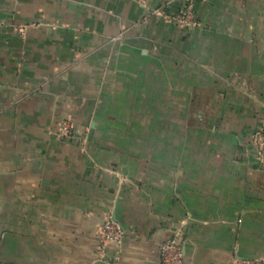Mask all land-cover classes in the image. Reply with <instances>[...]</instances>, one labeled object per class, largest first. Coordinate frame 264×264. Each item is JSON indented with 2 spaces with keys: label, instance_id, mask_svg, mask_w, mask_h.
<instances>
[{
  "label": "crops",
  "instance_id": "1",
  "mask_svg": "<svg viewBox=\"0 0 264 264\" xmlns=\"http://www.w3.org/2000/svg\"><path fill=\"white\" fill-rule=\"evenodd\" d=\"M259 129L264 0H0V264H264Z\"/></svg>",
  "mask_w": 264,
  "mask_h": 264
},
{
  "label": "built area",
  "instance_id": "2",
  "mask_svg": "<svg viewBox=\"0 0 264 264\" xmlns=\"http://www.w3.org/2000/svg\"><path fill=\"white\" fill-rule=\"evenodd\" d=\"M153 14L161 15L181 27H192L198 24L195 14V5L192 1H187L183 7L175 14L167 13L166 11L154 10ZM61 136L69 137L80 145L85 143L82 134H78L74 124L65 119L61 124ZM254 144L258 159L264 156V129H259L254 136ZM100 243L98 244L97 253L103 256L105 246L108 243L120 244L125 237V230L120 223L112 217H108L102 224L100 231ZM160 264H186L182 255L181 232L176 230L173 234L164 240L159 250ZM242 264H253L250 260H242Z\"/></svg>",
  "mask_w": 264,
  "mask_h": 264
},
{
  "label": "rangeland",
  "instance_id": "3",
  "mask_svg": "<svg viewBox=\"0 0 264 264\" xmlns=\"http://www.w3.org/2000/svg\"><path fill=\"white\" fill-rule=\"evenodd\" d=\"M65 119H62V120H60L59 122H58V133H59V135H60V131H61V124H62V122L64 121ZM68 120H70L73 124H74V127H75V130H76V132L78 133V134H82V130L78 127V125L76 124V122L75 121H73V120H71V119H68ZM157 122L158 121H154L153 122V124H154V129H153V131H158V129H156V124H157ZM257 131H255L254 133H253V137H252V139H253V145H254V149H255V154H256V147H255V144H254V136H255V133H256ZM86 133H84L83 132V134H82V136H83V138H84V140H85V143L84 144H86L87 143V136L85 135ZM61 136V135H60ZM61 137H63V138H66V139H68V140H71V141H73V143L74 144H76V145H78V146H80V144L78 143V142H76V141H74L73 139H70L69 137H66V136H61ZM83 144V145H84ZM256 157H257V154H256ZM258 158V157H257ZM262 159H264V156L261 158V159H259V160H262Z\"/></svg>",
  "mask_w": 264,
  "mask_h": 264
},
{
  "label": "water",
  "instance_id": "4",
  "mask_svg": "<svg viewBox=\"0 0 264 264\" xmlns=\"http://www.w3.org/2000/svg\"><path fill=\"white\" fill-rule=\"evenodd\" d=\"M182 255H184V253H183V249H182ZM183 259H184V256H183Z\"/></svg>",
  "mask_w": 264,
  "mask_h": 264
}]
</instances>
